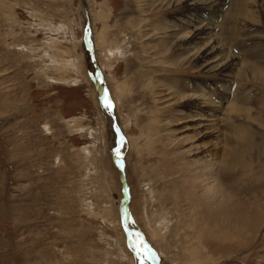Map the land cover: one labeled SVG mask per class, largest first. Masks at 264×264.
I'll return each mask as SVG.
<instances>
[{
    "label": "rangeland",
    "instance_id": "1",
    "mask_svg": "<svg viewBox=\"0 0 264 264\" xmlns=\"http://www.w3.org/2000/svg\"><path fill=\"white\" fill-rule=\"evenodd\" d=\"M221 2L209 13L229 74L188 59L192 23L171 38L184 0H0V264H264V80L239 74L264 72V0ZM193 96L208 100L183 108ZM234 106L252 108L250 168L224 165Z\"/></svg>",
    "mask_w": 264,
    "mask_h": 264
},
{
    "label": "bare ground",
    "instance_id": "2",
    "mask_svg": "<svg viewBox=\"0 0 264 264\" xmlns=\"http://www.w3.org/2000/svg\"><path fill=\"white\" fill-rule=\"evenodd\" d=\"M173 1H175L177 3H180V2L182 3L183 0H173ZM184 1L186 3V7H185L186 8V14L192 15V17L191 18L190 17H188V18L182 17L181 20H179V17H177L174 22H171L172 23V26H167L169 29H173L174 30V33L172 34L173 37L171 36V38L172 39L178 38L179 37L178 36L179 35L178 33H180L181 30L188 29V27H186V26H189L192 23L194 25V27H195L194 31L185 32L186 34H184V32H183L184 35H182V37L180 35L181 38H178L180 40V42L181 41H184L183 42V45L185 46V49L184 50H185L186 53H189L190 54L189 57H188V59L189 58L193 59L194 57H196V58L199 59V62L197 61V63H199L201 65H204L205 68H208L209 70H214V71L215 70H217V71L220 70V72H222L223 74H229L233 70V68H235L236 62H237L236 61L237 58L234 55V53L232 54L231 51H229L230 53L228 52L227 45L224 44L225 42H223V40L220 37H218V34H216V31L218 29V24H216V22L214 20H212V17H210V13H209L210 12V9H212L213 7H217L216 6V3L218 1L220 3H222L221 0H184ZM261 6H263V5H261ZM233 11H235V10H233ZM186 14H185V16H186ZM236 14H237V12H236ZM205 15L206 16H209V18L208 17H205ZM219 16H221V15H219ZM171 18H172V16L170 17V19ZM203 18H205L204 21L203 22H200V20L203 19ZM254 19H255V17H254ZM258 20L261 21V18L258 19ZM204 22H206V23L205 24H202ZM197 23L198 24L200 23V26H197ZM219 25H222V24H219ZM102 39H104V38H102ZM165 44H166V42H165ZM172 48H173V46L171 47V49ZM113 54H114V52H113ZM160 62L164 63L163 60H160ZM239 72H240L239 74L242 77L244 75H246V76H249V77H252V78H256V79L258 78L260 80H264V72L262 70H260L259 68L248 67V65H244L243 68L241 69V71H239ZM121 90H122V88H121ZM161 93H159V95ZM156 94H157V92H156ZM235 94H238V92H236ZM177 95H178V98H181L182 97V95H180L179 93ZM234 99H233V101L240 100V99H236V100H234ZM247 99H248L247 97H244L242 99V101L244 100L245 103H246V102H248ZM201 100L202 101H205V100H208V99H206L205 97H202V96H196V97L193 96L189 100L186 99L185 102H183L184 104L182 106L184 108L186 106L185 103L188 102V101L189 102H191V101L193 102L194 101L195 103H198V101H201ZM210 106H211V104L209 102L207 104H203V106L200 107V109H202L204 111L201 112V113H199L198 111H196L197 116H205V115L209 114L210 111L206 110V108H209ZM241 107L242 106H239V107H237V106L235 107L234 106V107H230L231 109L229 108L230 109L229 111L227 110L228 111V114H229V117H230V115L234 114L232 112H235V113L236 112H240V114H242V116H243L242 119L244 121V124L242 125L241 128H238L237 127V130L231 132L233 136H237L238 138H237V140L232 139L231 141H229V139H228L229 142H228V145L226 146L228 148V150H227V154L225 155L224 165H227L229 167H233L234 166L233 163H237L238 165H242L244 167V169H245V168H250L251 165H252L248 161L249 160L248 154L250 156V152L253 151V149L255 147L254 144H256V142H255V137L246 135V134H252L250 128L248 127V123H246V122H249L251 120L252 108L249 107V108H244V110H242ZM216 110H217V108H216ZM209 117H210V115H209ZM186 118L189 119L186 123L192 124L190 126V132L193 133V135H194V125L199 126V127H196V128H203L201 130L198 129L199 130L198 132L195 131V133H196L195 136L202 135V133L204 132V130L210 131V128H211L210 126L204 125V126L201 127L200 124H198L199 122L200 123L201 122H203V123L204 122H207V119H200V118L194 119V118H192L190 116H188ZM211 119H212V117H211ZM195 122H198V123H195ZM250 124L253 125V122L250 123ZM196 128H195V130H196ZM211 129H213V128H211ZM214 130H213V132L210 131V133H212V136H210L211 137L210 139H217V137H218V136H216V132ZM210 133L209 132H206V134H210ZM241 133H246V134H241ZM224 139H227V138H224ZM261 148L264 149V145H261ZM202 154H203L204 158L205 157H209V154L207 152H204ZM228 169H230V168H228ZM261 196H263V195H261Z\"/></svg>",
    "mask_w": 264,
    "mask_h": 264
},
{
    "label": "water",
    "instance_id": "3",
    "mask_svg": "<svg viewBox=\"0 0 264 264\" xmlns=\"http://www.w3.org/2000/svg\"><path fill=\"white\" fill-rule=\"evenodd\" d=\"M85 46L88 50V52L90 53V58L92 61V64L97 72V81H96V85L98 88V92L100 95V100L103 103H110L111 104V108H109L112 111V102L110 99V96L108 94V92L105 89V83H104V79H103V75L101 73V71L98 68L97 62H96V58H95V53H94V47L92 45L91 42V31H90V27L87 28L86 33H85ZM114 112V111H112ZM114 128L115 131L117 133V138H118V143H117V147L115 149L114 152V163H115V167L120 171V175H121V181L123 184V194H124V200H125V208H127V203L129 201V191H128V187H127V183H126V176H125V163L123 160V155H122V150H123V143H124V138L122 137V135L120 134V132L118 131V125L115 123L114 124ZM127 232L130 234V231L127 229Z\"/></svg>",
    "mask_w": 264,
    "mask_h": 264
},
{
    "label": "snow or ice",
    "instance_id": "4",
    "mask_svg": "<svg viewBox=\"0 0 264 264\" xmlns=\"http://www.w3.org/2000/svg\"><path fill=\"white\" fill-rule=\"evenodd\" d=\"M104 107H105V108H111V104L108 103V102H106V103H104ZM138 235H139V234H138ZM141 244H143V241H141ZM135 251H136L137 258H139L140 255H141L140 250L137 248V249H135Z\"/></svg>",
    "mask_w": 264,
    "mask_h": 264
}]
</instances>
